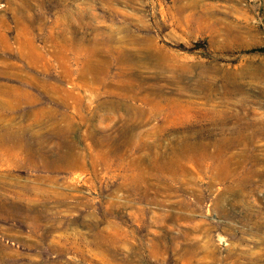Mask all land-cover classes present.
<instances>
[{
  "label": "rangeland",
  "instance_id": "374dc122",
  "mask_svg": "<svg viewBox=\"0 0 264 264\" xmlns=\"http://www.w3.org/2000/svg\"><path fill=\"white\" fill-rule=\"evenodd\" d=\"M264 0H0V264H264Z\"/></svg>",
  "mask_w": 264,
  "mask_h": 264
},
{
  "label": "trees",
  "instance_id": "16d2710c",
  "mask_svg": "<svg viewBox=\"0 0 264 264\" xmlns=\"http://www.w3.org/2000/svg\"><path fill=\"white\" fill-rule=\"evenodd\" d=\"M259 51L264 52V48H261V50H259Z\"/></svg>",
  "mask_w": 264,
  "mask_h": 264
}]
</instances>
